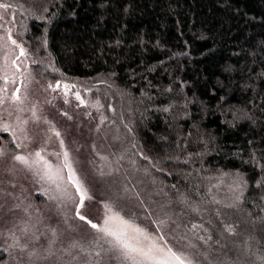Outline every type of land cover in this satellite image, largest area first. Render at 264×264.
I'll return each mask as SVG.
<instances>
[{"label":"trees","instance_id":"trees-1","mask_svg":"<svg viewBox=\"0 0 264 264\" xmlns=\"http://www.w3.org/2000/svg\"><path fill=\"white\" fill-rule=\"evenodd\" d=\"M5 2L35 76L76 104L83 88L121 130L125 176L137 169L152 198L131 217L195 264H264V0ZM220 175L241 194L217 195ZM88 229L84 258L63 264H121Z\"/></svg>","mask_w":264,"mask_h":264},{"label":"rangeland","instance_id":"rangeland-1","mask_svg":"<svg viewBox=\"0 0 264 264\" xmlns=\"http://www.w3.org/2000/svg\"><path fill=\"white\" fill-rule=\"evenodd\" d=\"M19 11L20 7L16 4L0 0V99L4 101L0 105V116L4 118L0 121V128L3 123L9 125L7 131L0 130V147L5 152L0 158V264H63L65 261L83 259L78 254L81 244L89 239L88 221L101 224L105 215L104 205L109 202L125 219L132 220L153 234L151 225L137 216L131 217L136 214L140 217L137 208L144 207L136 202L137 198L146 199L149 204L152 198L150 185L145 183L137 169L129 171V178L125 176L124 165L127 160L123 153L121 130L117 129L116 132L114 125L96 103L89 100L83 105L80 101L76 104L75 97L66 95V89L62 87L53 91L49 85L55 86L56 83L49 84L35 76L30 68L28 48L13 35L17 20L15 14ZM21 49L24 55L20 54ZM80 89L77 93L81 97L83 94ZM13 95H19L22 103H14ZM108 96L110 103L115 106L114 96ZM33 108L39 120L34 121ZM115 115L121 117L119 111ZM23 121H27V124ZM73 122L78 123L72 125ZM53 127L62 134L65 149L78 162V174L84 178L92 197L85 200L80 209L85 216L83 221L76 218V204L62 198L55 185L40 178L42 171L39 167L29 170L12 159L16 154L30 156L41 148L46 149L47 153L60 152L59 140L51 131ZM21 129H26V132ZM6 132L8 134H3ZM9 134L15 142L14 147L9 145L12 142ZM190 135L193 136V133ZM102 156L107 157V160H102ZM45 158L54 166L61 163L56 156L46 155ZM100 181L104 188L99 185ZM241 183L240 177L220 175L212 179L211 188L216 190L217 195L230 199L237 196L238 190L241 194ZM64 186L61 184L62 188ZM69 192L75 197L74 188L69 187ZM41 194L44 198L39 197ZM41 201H46V205L36 204ZM153 235L158 236L156 232ZM161 243L188 256L187 251L175 241L170 243L162 240ZM109 251L114 250L109 247ZM117 258L122 264L120 256Z\"/></svg>","mask_w":264,"mask_h":264},{"label":"snow or ice","instance_id":"snow-or-ice-1","mask_svg":"<svg viewBox=\"0 0 264 264\" xmlns=\"http://www.w3.org/2000/svg\"><path fill=\"white\" fill-rule=\"evenodd\" d=\"M16 43L15 40L12 41ZM21 55H24L21 49ZM15 63V61H13ZM6 79V78H5ZM53 91L59 89L61 85L57 83L55 86L49 85ZM67 89L68 86L64 85ZM6 91V89H4ZM19 92V89L16 90ZM76 99L80 104H84L79 93H76ZM12 100L14 103H22L19 95H13ZM0 99V105L3 104ZM67 103V101H65ZM32 115L35 120H39L36 116L35 108L32 109ZM71 118V117H69ZM0 116V121H3ZM27 124V121H23ZM45 123H48L45 121ZM9 125L3 123L0 130L7 131ZM25 131L26 129H21ZM53 135L59 140L61 147L60 152L47 153L46 149L41 148L38 151L26 156L23 154H16L12 159L22 165L23 167L33 170L39 167L42 171L41 179H45L51 184L55 185L57 190L61 192L62 198L71 200L76 204V216L80 220H85V216L81 214L80 209L83 208L85 200H90L92 197L89 195L84 178L78 174L76 164L78 163L72 157L71 153L65 149L64 140L61 138L62 134L54 127L51 129ZM25 139H28L25 136ZM51 139V137H49ZM20 147V144H17ZM5 155L4 149L0 147V158ZM46 155L56 156L61 160L58 165H53L45 157ZM102 160H107V157H101ZM110 174V173H109ZM101 175L103 172L101 171ZM61 184L65 186L62 188ZM69 187L75 189V197L69 192ZM78 197V200L76 199ZM105 215L101 224L92 223L88 221L90 227L100 234V239L105 240L110 245V250H114L120 254L122 264H193V260L185 255L183 252H178L166 244H162L163 236H155L147 232L144 228L137 225L130 219H125L118 210H115L114 205L106 203L104 205ZM161 225L165 222L160 221ZM27 231V229H25ZM75 247V245H74ZM99 255V253H97Z\"/></svg>","mask_w":264,"mask_h":264}]
</instances>
